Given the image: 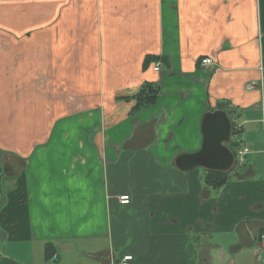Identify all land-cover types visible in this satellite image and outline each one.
<instances>
[{
    "label": "crops",
    "instance_id": "crops-1",
    "mask_svg": "<svg viewBox=\"0 0 264 264\" xmlns=\"http://www.w3.org/2000/svg\"><path fill=\"white\" fill-rule=\"evenodd\" d=\"M214 110L217 189L174 162ZM263 119L264 0H0V264H264Z\"/></svg>",
    "mask_w": 264,
    "mask_h": 264
},
{
    "label": "water",
    "instance_id": "water-1",
    "mask_svg": "<svg viewBox=\"0 0 264 264\" xmlns=\"http://www.w3.org/2000/svg\"><path fill=\"white\" fill-rule=\"evenodd\" d=\"M201 118L202 142L192 153L176 157L175 167L188 170L201 167L206 170L225 172L234 162V153L227 146L232 131V121L223 110L207 111Z\"/></svg>",
    "mask_w": 264,
    "mask_h": 264
},
{
    "label": "trees",
    "instance_id": "trees-1",
    "mask_svg": "<svg viewBox=\"0 0 264 264\" xmlns=\"http://www.w3.org/2000/svg\"><path fill=\"white\" fill-rule=\"evenodd\" d=\"M150 60H158L157 57L152 55H147L144 59V64L146 65ZM159 96V87L156 82H144L142 83L137 91L132 96H122L118 97L120 99L124 100H133L132 106H130V113L139 111L140 109L151 106L153 104L157 97ZM234 122L232 123V134H235L236 131L234 129ZM236 142H232L229 145V148L232 150V152L236 153ZM227 176V172H220V171H214V170H205L203 181L206 185H208L211 188L217 189L225 184V180ZM259 232H261L262 236L264 234V228H262ZM53 249L51 248L50 244H46L44 248V254L46 259H50L52 257Z\"/></svg>",
    "mask_w": 264,
    "mask_h": 264
},
{
    "label": "built area",
    "instance_id": "built-area-1",
    "mask_svg": "<svg viewBox=\"0 0 264 264\" xmlns=\"http://www.w3.org/2000/svg\"><path fill=\"white\" fill-rule=\"evenodd\" d=\"M211 64V59L209 57H205L202 58L200 61V66H206V65H210ZM159 68V64L155 65L154 69L158 70ZM263 123H264V119H263ZM264 128V127H263ZM248 151V149L246 147L240 148L236 154H234L235 156V162H243L244 163V153H246ZM236 156L238 158H236ZM120 203H128L129 202V198L127 195H122L120 197H118ZM261 240H262V244H264V235L261 236ZM53 258H55V255H53ZM132 259L131 255H125L122 257L121 262H119L120 264H127V262H129Z\"/></svg>",
    "mask_w": 264,
    "mask_h": 264
},
{
    "label": "rangeland",
    "instance_id": "rangeland-1",
    "mask_svg": "<svg viewBox=\"0 0 264 264\" xmlns=\"http://www.w3.org/2000/svg\"><path fill=\"white\" fill-rule=\"evenodd\" d=\"M136 91H137V90H136ZM136 91H135V92H136ZM135 92H134V93H135ZM134 93H133V94H134ZM133 94H129V95H125V96H132ZM123 96H124V95H123ZM129 101H131V103L133 104V100H129ZM132 104H131V106H132ZM129 108H131V107H129Z\"/></svg>",
    "mask_w": 264,
    "mask_h": 264
}]
</instances>
